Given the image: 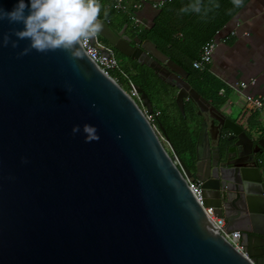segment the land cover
I'll return each instance as SVG.
<instances>
[{
    "label": "water",
    "instance_id": "water-1",
    "mask_svg": "<svg viewBox=\"0 0 264 264\" xmlns=\"http://www.w3.org/2000/svg\"><path fill=\"white\" fill-rule=\"evenodd\" d=\"M101 22L97 37L175 86L183 115L191 101L204 116L194 166L160 129L169 154L143 109L87 54L20 57L27 40L0 48V264H264V141L202 98L154 43L132 45L126 27ZM10 28L23 25L5 20L0 33ZM85 123L99 141L72 134ZM188 179L226 232H241L248 257L211 227Z\"/></svg>",
    "mask_w": 264,
    "mask_h": 264
},
{
    "label": "trees",
    "instance_id": "trees-1",
    "mask_svg": "<svg viewBox=\"0 0 264 264\" xmlns=\"http://www.w3.org/2000/svg\"><path fill=\"white\" fill-rule=\"evenodd\" d=\"M250 1L243 0L242 6L238 8L232 4V0H204L205 4H219V7H213L207 16H201L180 12V9L191 0H165L152 26L142 29L131 19L132 15H135L136 8L128 6L126 0L123 3L126 8L124 11L115 8V0H101L104 7L100 20L106 21L109 27L117 32L126 27L125 34L132 40V45H135L133 42L135 38L141 42L149 40L154 43L159 51L186 72V82L190 87L212 106L220 109L226 103L229 88L210 72V65L200 71L195 69L193 64L197 61L202 47L215 41L216 35ZM104 12L107 15H104ZM98 40L111 48L104 39L98 37ZM112 50L118 61V69L111 72L110 76L119 78V85L126 93H129L128 85L131 83L147 95L151 102L152 114H157L151 125L161 134L160 129L163 130L176 155L189 169H192L204 116L198 114V108L191 101L184 102L183 115L175 102L178 91L175 86L161 80L147 66L139 64L117 50ZM221 90L224 91L222 95L219 94ZM166 148L172 156L168 146Z\"/></svg>",
    "mask_w": 264,
    "mask_h": 264
},
{
    "label": "clouds",
    "instance_id": "clouds-1",
    "mask_svg": "<svg viewBox=\"0 0 264 264\" xmlns=\"http://www.w3.org/2000/svg\"><path fill=\"white\" fill-rule=\"evenodd\" d=\"M232 4L239 8L243 0H232ZM103 7L101 0H29V3L18 0L11 11L0 7V25L5 20L10 25H23L22 29L10 28L7 33H0V48L10 45L15 49L20 40H27L28 45L18 53L20 57L32 50L40 53L63 50L73 60L84 59L85 43L98 36L103 29L100 20ZM213 7L218 8L219 4L191 0L180 12L207 16ZM104 15L107 13L104 12ZM81 132L85 143L100 140L98 129L94 125L85 123L82 127L73 126V135Z\"/></svg>",
    "mask_w": 264,
    "mask_h": 264
},
{
    "label": "crops",
    "instance_id": "crops-1",
    "mask_svg": "<svg viewBox=\"0 0 264 264\" xmlns=\"http://www.w3.org/2000/svg\"><path fill=\"white\" fill-rule=\"evenodd\" d=\"M136 8L140 28H150L158 13L154 0H126ZM137 4V5H136ZM235 35L231 36V32ZM219 43L210 64V72L229 92L220 111L246 129L255 143L264 141V111H257L247 97L264 96V0H251L218 34ZM228 41V42H227ZM257 80L244 92L231 85ZM232 112V113H231ZM264 157V145L261 150Z\"/></svg>",
    "mask_w": 264,
    "mask_h": 264
},
{
    "label": "built area",
    "instance_id": "built-area-1",
    "mask_svg": "<svg viewBox=\"0 0 264 264\" xmlns=\"http://www.w3.org/2000/svg\"><path fill=\"white\" fill-rule=\"evenodd\" d=\"M124 0H115V8L119 10H126L124 7ZM165 3V0H157L154 2V7L158 10H160ZM131 19L133 20L134 24L138 27H140V21L136 18L135 15H132ZM231 36L235 35V32L230 33ZM216 42L212 41L209 44L202 47L201 51L199 52V56L197 61L194 62L193 67L197 70H204L208 65L212 63L213 55L216 50ZM86 49L87 56L96 64L98 69L111 78L116 84L119 85V78H113L110 76L111 72L116 71L118 69V61L113 53V50L110 47H107L103 45L96 36L95 43L92 44L91 40L87 41L84 45ZM101 49L108 50V55H102L100 53ZM125 76V75H123ZM126 77V76H125ZM257 80L252 79L248 82H242L239 84L231 85L230 88L233 90H237L239 92H244L246 89H248L250 86L256 85ZM120 86V85H119ZM129 93H127L144 111L145 116L147 120L151 123V121L154 119V116H157V114H149L145 108L142 107V102L140 100V95L136 91V87L129 83ZM121 87V86H120ZM224 93L223 90L220 91V95ZM248 101L254 106L257 111H264V96L259 97H247ZM153 127V126H152ZM159 138L164 139L163 135L159 132V130L155 127H153ZM178 164L177 162H175ZM188 186L190 191L192 192L193 196L197 200V202L201 205V207L204 210V213L211 225V227L221 236H223L229 243H231L232 246L236 250H239L240 252L244 253L245 256L248 257V254L245 253V249L242 246L241 239L242 235L239 231L234 232H226V222L224 219L217 218L214 215L213 208L205 207L203 204V198H202V190H201V183L199 181H192L187 180Z\"/></svg>",
    "mask_w": 264,
    "mask_h": 264
},
{
    "label": "rangeland",
    "instance_id": "rangeland-1",
    "mask_svg": "<svg viewBox=\"0 0 264 264\" xmlns=\"http://www.w3.org/2000/svg\"><path fill=\"white\" fill-rule=\"evenodd\" d=\"M221 34H223L222 32L220 33V34H217L216 35V38H215V42L218 44L219 43V38H220V35ZM232 113V112H231ZM159 136H161V135H159ZM162 141H163V144L165 145V146H167V144L165 143V141H164V139H162Z\"/></svg>",
    "mask_w": 264,
    "mask_h": 264
}]
</instances>
